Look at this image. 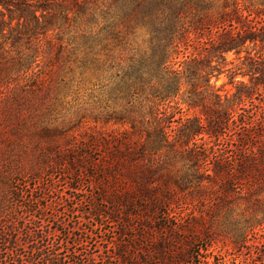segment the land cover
<instances>
[{"label":"trees","instance_id":"1","mask_svg":"<svg viewBox=\"0 0 264 264\" xmlns=\"http://www.w3.org/2000/svg\"><path fill=\"white\" fill-rule=\"evenodd\" d=\"M230 53L249 80L224 95ZM59 60L81 103L41 129L67 133L68 190L87 181L94 225L119 230L112 264H201L220 241L264 264V0H0V87ZM16 212L0 204V264L91 261Z\"/></svg>","mask_w":264,"mask_h":264},{"label":"rangeland","instance_id":"2","mask_svg":"<svg viewBox=\"0 0 264 264\" xmlns=\"http://www.w3.org/2000/svg\"><path fill=\"white\" fill-rule=\"evenodd\" d=\"M227 59L224 71L213 77L224 95L233 93L239 81L249 80L248 75L241 73L233 78V72H241L238 68L244 66L242 59L235 53L228 54ZM60 61L54 65L41 63L42 73L30 79H19L18 90L0 87V204L15 208L18 218L25 222L34 218L54 227L64 223L60 227L62 233H54L51 239L57 252L66 255L77 249L81 251L79 258L83 261L92 254L88 264H112L115 260L111 258V246L119 230L112 224L103 228L94 225L87 212L92 205L89 202L92 188L87 181L79 184L78 191L68 190L72 175L56 164L55 159L58 150L67 147V133L63 129L53 133H45L46 130L41 129L45 122L55 121L56 125L68 122L81 103L74 81L76 78H71L70 66L73 64L67 63L63 69ZM6 97L13 100L12 105L5 100ZM12 190L16 194L14 198ZM33 203L40 205L36 211L29 208ZM40 207L45 209L40 210ZM78 220L82 222L75 229ZM20 230L23 231L22 228ZM206 245L209 242H201L195 252L198 247L206 248ZM219 248L228 252L220 253ZM200 254L193 259L201 264H213L215 261L260 264L257 257L251 259L248 250H233L221 241L207 251L201 249Z\"/></svg>","mask_w":264,"mask_h":264}]
</instances>
